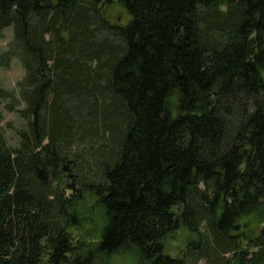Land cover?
Instances as JSON below:
<instances>
[{
	"label": "trees",
	"instance_id": "1",
	"mask_svg": "<svg viewBox=\"0 0 264 264\" xmlns=\"http://www.w3.org/2000/svg\"><path fill=\"white\" fill-rule=\"evenodd\" d=\"M9 26L25 106L0 89V264H264V0H0ZM180 228L198 237L172 256Z\"/></svg>",
	"mask_w": 264,
	"mask_h": 264
},
{
	"label": "rangeland",
	"instance_id": "2",
	"mask_svg": "<svg viewBox=\"0 0 264 264\" xmlns=\"http://www.w3.org/2000/svg\"><path fill=\"white\" fill-rule=\"evenodd\" d=\"M105 14L111 22H123L128 19L126 10L117 2L108 3L105 8ZM14 37V28L13 26L6 27L3 31V37L0 40V53L6 51L13 41ZM25 76V68L22 65L21 61L14 57L8 66L0 67V89H5L11 93L14 102L17 104L18 108L25 106L22 100H20L19 95V84ZM11 98L3 100V106L6 105ZM3 119L1 121V126L4 128L8 142L10 145L15 146L18 143V129H21L25 126L26 122L20 117L19 113L16 111H9L7 109L3 110ZM67 167V170L64 167ZM63 173L59 183L62 185L66 184V181L72 182L76 174V161L63 163ZM65 181V184H64ZM91 211H90V222L88 224L91 228L88 229L86 237H89L94 241L98 238V231L104 223L103 215L100 208L97 206L96 202H89ZM93 228V229H92ZM90 229H92L90 231ZM77 234L78 239H86V233L84 230H74ZM198 235L192 231H189L186 228H180L172 233L165 241V252L172 255L178 256L182 255L183 252L187 249V244L192 239H197ZM48 264V263H44ZM94 264H143L139 260L138 253L133 249H122L108 257H100L96 259Z\"/></svg>",
	"mask_w": 264,
	"mask_h": 264
},
{
	"label": "water",
	"instance_id": "3",
	"mask_svg": "<svg viewBox=\"0 0 264 264\" xmlns=\"http://www.w3.org/2000/svg\"><path fill=\"white\" fill-rule=\"evenodd\" d=\"M69 162H70V159H67V160L65 161V164H67V163H69ZM64 169L67 170V167L65 166Z\"/></svg>",
	"mask_w": 264,
	"mask_h": 264
}]
</instances>
